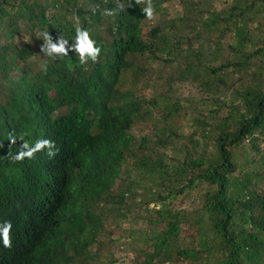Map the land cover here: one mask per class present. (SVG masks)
Segmentation results:
<instances>
[{"label": "trees", "instance_id": "1", "mask_svg": "<svg viewBox=\"0 0 264 264\" xmlns=\"http://www.w3.org/2000/svg\"><path fill=\"white\" fill-rule=\"evenodd\" d=\"M165 1L152 0L154 15ZM145 7L136 0H0V32L5 40L0 47V225L12 224L11 247L0 240V264H91L98 254L87 255L85 248L94 242L105 218L94 210L99 205L106 208L104 215L120 210L132 192L130 181L118 192L113 188L115 182H124L125 158L136 154L131 126L136 120H151V111L160 109L163 126L153 124L159 134L154 142L162 149L170 144L174 134L168 120L179 110L178 104L160 107L156 99L146 103L130 90L117 88L118 83L127 72L138 83L146 72L141 61L169 65L183 52L184 60L194 58L199 65L200 54L190 45L181 49L183 37L175 36L172 23L142 33L141 22L148 19ZM253 11L264 14V0L250 4L234 0L227 13L197 10L178 19L177 27L185 23L193 30L192 22L209 32L215 46L233 33L236 42L227 48L233 61L203 67L212 82H202L201 87L210 93L219 87L231 90L235 83L227 86L226 76L237 74L239 87L232 98L238 107L229 105L227 115L214 124L193 120L201 129L200 137L212 141L215 154L206 158L186 149L181 162L163 154L137 158L144 175L157 179L166 192L151 202L174 199L198 184L209 189L200 205L205 224L196 220L200 226L196 248L176 245L183 216L161 208L154 222L163 228L151 233L153 252L143 264H152L154 258L171 263L173 253L187 264L212 254L219 255L217 264H264V185L256 190L264 183V157H259L262 170L242 171L240 176L235 175L237 164L231 158V151L245 141L258 153L257 141L264 136V61L254 68L250 62L264 57V42L260 48L246 49L251 42L246 24ZM18 21L27 25L37 49L25 42L16 45L15 37L23 32ZM258 27L264 28V17ZM78 28L101 49L96 62L81 64L74 51L64 57L40 51L44 32L53 43L62 37L70 46ZM184 67L198 79L191 62ZM12 72L16 74L11 76ZM214 101L227 107L225 101ZM59 109L66 112L56 115ZM190 137L197 144L194 134ZM40 139L54 141L57 155L50 158L43 149L33 159L13 160L22 144L34 147ZM145 144L141 139L135 149L144 154ZM178 180L184 183L173 187Z\"/></svg>", "mask_w": 264, "mask_h": 264}, {"label": "rangeland", "instance_id": "2", "mask_svg": "<svg viewBox=\"0 0 264 264\" xmlns=\"http://www.w3.org/2000/svg\"><path fill=\"white\" fill-rule=\"evenodd\" d=\"M238 1L241 3L243 0ZM252 1L258 2V0H245V3L250 4ZM233 2L234 0H166L161 5L160 11L154 15V19H146L141 22L142 33H146L152 27L161 24L167 26L172 23L175 26L173 30L176 34L175 36L183 37L181 49L184 51L185 47L190 45L191 50L200 54L198 58L199 65H197V61L194 58H190V61L184 60L185 53L182 52L169 65L155 60H149L146 63L141 61L146 68V72L139 76L138 83H133L129 72L120 77L117 87L120 90H130L146 103L156 99L160 107L177 103L179 110L168 120V126L174 135L166 149L158 147L154 142L159 134L153 128V124L156 127L163 126V123L158 120L162 114L160 109L151 111V120H136L131 126L129 134L134 139L133 151L136 154L125 158L126 162L121 168L124 182H115L113 188H115V192H118L119 189H124V186L127 185L126 182L130 181L132 192L124 198V204L120 210H113L112 213L106 215H104L106 208L100 205L98 210H94L95 214H101L105 218L103 220V228L95 236L94 242L85 248L84 253L87 255H91L94 252L98 254L95 260L90 261L91 264H143L146 256L153 252V241L150 239L151 233H158L163 228V225L154 222L158 219L156 212L161 208L183 216L176 245L184 248H196L195 234L200 228L196 224V220L200 218L203 222L201 225L205 224L204 216L200 212V205L204 193L209 190L208 187L205 184H198L193 189L185 190L182 194L176 195L174 199L151 202L149 201L150 198L153 197L155 199L158 195L163 197L166 192L160 188L157 179L153 181V179L144 175V170L139 167L137 158L142 155L154 158L156 154H163L167 158H174L181 162L186 149L192 153L193 151L196 152L197 155L205 154L206 158L211 154H215L212 141L200 137L201 129L193 123V120L199 118L207 121V123L214 124L218 119L227 115L229 105L238 107V103L232 98V91L239 87V84L235 82L238 75L229 72L226 76L227 86L234 81L233 89L223 91L219 87L215 93H210L202 89L201 83L212 82V77L204 73L202 69L206 65L218 66L226 60L233 61V55L227 48L234 45L236 39L233 33L230 32L220 41L219 45L215 46L210 41L211 34L204 32L198 24L189 23V25L194 27L193 30L185 26V23L180 27H177V25L179 18L181 19V17H185L197 10L212 11L217 14L227 13ZM249 16L250 21L246 24V29L249 32L251 42L246 45V49L247 51H252L260 48L262 42H264V28L258 27L264 14L262 13L261 15V13L253 11V13L250 12ZM18 24L23 32L15 37L16 45L21 46L25 42L31 49H37L27 25L19 21ZM197 32L200 35L197 37L198 39H195ZM187 40L189 43H187ZM4 41V36L0 32V47ZM212 56L215 57V61H212ZM30 60H36L38 64L42 62V60H37V58ZM261 61H264V57L253 58L250 61L254 65H252V68ZM189 62L199 72L198 79L185 71L184 66ZM14 74L16 72H12L11 76H14ZM215 99H218L219 102L225 101L227 107L218 106L214 101ZM65 112V109H59L56 115H62ZM192 134H194L192 139L197 144L190 142V135ZM141 139L146 140V151H144V154L135 149ZM247 142L245 141L244 144L231 151V158L237 164L236 176H240V173L246 170H255L257 172L262 170L259 157H264V136L257 141L258 153L250 150ZM252 160L254 164L251 163ZM176 182L173 187H179L181 183H184V180L183 182L182 180ZM263 185L264 183L257 184L256 190L262 188ZM207 237H211V234L208 233ZM172 258L171 263H161L157 258H154L152 264H187L185 261L178 260L174 253ZM219 258L218 254H212L194 264H217ZM77 259L80 258L77 257ZM111 259L113 263H109Z\"/></svg>", "mask_w": 264, "mask_h": 264}, {"label": "clouds", "instance_id": "3", "mask_svg": "<svg viewBox=\"0 0 264 264\" xmlns=\"http://www.w3.org/2000/svg\"><path fill=\"white\" fill-rule=\"evenodd\" d=\"M137 4L145 3L146 7L143 9L144 15L149 19H154V5L152 0H136ZM105 14L111 15V12H106ZM44 43L40 47V51L48 56H68L69 51H74L78 54L81 64L87 63L88 60L96 62L101 49L96 46L94 40L91 39L89 33L86 30L77 29L75 43L69 46L67 40L62 37L57 38L56 42L53 43L52 37L49 33L44 32ZM15 143V140H12ZM47 149V155L51 158L57 155L58 150L54 141L50 139H40L35 143V146H30L27 142L21 145L20 151L17 155L13 157L16 162L23 161L25 158L33 159L36 152ZM12 224L10 221H5L3 225H0V240L3 241V245L6 248L11 247V232Z\"/></svg>", "mask_w": 264, "mask_h": 264}]
</instances>
